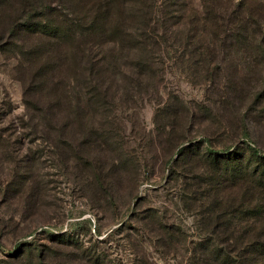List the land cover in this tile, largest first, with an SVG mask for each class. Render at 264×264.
<instances>
[{"label": "rangeland", "instance_id": "1", "mask_svg": "<svg viewBox=\"0 0 264 264\" xmlns=\"http://www.w3.org/2000/svg\"><path fill=\"white\" fill-rule=\"evenodd\" d=\"M219 1L229 3H194L207 14ZM244 1L264 16V0ZM234 61L226 63L218 90L200 83L188 65L158 57L156 78L129 69L109 79L104 89L116 106L87 129L107 134L104 151H83L85 138H57L71 146L66 161L39 138L44 127L33 135L37 121L27 117L21 84L11 62L0 59V129L7 131L8 150H0V264H93L95 255L106 264H192L189 254L204 234L211 202L200 189L201 155L180 158L179 149L207 136L216 148L230 140L237 147L246 135L264 153V67L237 73ZM57 234L81 245L53 241Z\"/></svg>", "mask_w": 264, "mask_h": 264}, {"label": "trees", "instance_id": "2", "mask_svg": "<svg viewBox=\"0 0 264 264\" xmlns=\"http://www.w3.org/2000/svg\"><path fill=\"white\" fill-rule=\"evenodd\" d=\"M228 1L202 14L194 0H0V59L11 62V75L21 84L27 117L37 121L33 135L44 127L39 138L66 161L71 146L64 141L62 147L57 138H85L83 151L103 152L107 134L87 129L116 106L105 83L130 70L158 77L155 57L188 65L200 83L216 90L229 60H235L237 73L264 67V16L244 0ZM6 133L0 129L2 152L8 151ZM243 138L237 147L230 140L216 148L207 136L178 151L180 158L201 155L206 169L200 189L211 202L201 224L204 234L189 254L192 264H264V153L249 144V136ZM187 139L181 136L177 147ZM54 236L53 241L81 245L71 236ZM89 259L106 264L97 255Z\"/></svg>", "mask_w": 264, "mask_h": 264}]
</instances>
